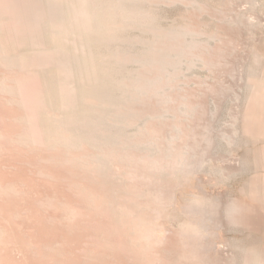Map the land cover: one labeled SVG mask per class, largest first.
<instances>
[{"label": "rangeland", "instance_id": "1", "mask_svg": "<svg viewBox=\"0 0 264 264\" xmlns=\"http://www.w3.org/2000/svg\"><path fill=\"white\" fill-rule=\"evenodd\" d=\"M138 3L158 31L94 50L128 98L75 123L49 100L45 70L65 79L42 1L0 0V264H242L264 246V0Z\"/></svg>", "mask_w": 264, "mask_h": 264}, {"label": "bare ground", "instance_id": "2", "mask_svg": "<svg viewBox=\"0 0 264 264\" xmlns=\"http://www.w3.org/2000/svg\"><path fill=\"white\" fill-rule=\"evenodd\" d=\"M41 1L43 4L41 12L44 14V19L41 20L42 30H45L43 33L50 43L48 45H52L48 50L54 49L63 55V58H60L61 55L58 58L56 54V59H60L58 60L59 65L65 79L62 87L55 77L52 79L51 74H54L56 70L49 69L50 66H47L48 70H45L44 73L46 84H48L49 100L53 103L59 101L53 107L72 122L81 123L84 118H90L93 122L98 123L97 108L101 107L102 103H122L128 98L126 96L128 91L125 89L124 94L118 100L112 98V89L115 86L122 89L125 86L124 84H115L119 78L112 75L111 64L104 62L105 59L103 61L96 60L94 50L110 44L117 37L118 31L126 28L129 24L144 26L152 32L158 31L157 27L153 24V20H148L147 14H142L138 0ZM34 7H31L33 8L31 12H34L38 6ZM37 10L34 12L35 15H38ZM41 12L37 17L31 13V17L35 16L38 20L42 16ZM154 33L153 35L156 36ZM169 33L185 34L186 32H178L174 28H170ZM159 37L160 34H158ZM147 46L148 49L145 52H151L154 49L153 40L147 42ZM162 51L164 57L177 55L168 50ZM54 54L52 53V55ZM91 98L98 102L101 101V104L97 105L91 102ZM48 118L47 114L43 115V120ZM252 197L258 201L262 207L261 213H263L264 192L252 195ZM242 253L244 255L242 264H264V246H257L248 249V252L242 251Z\"/></svg>", "mask_w": 264, "mask_h": 264}]
</instances>
